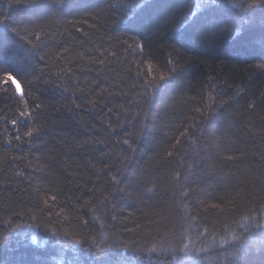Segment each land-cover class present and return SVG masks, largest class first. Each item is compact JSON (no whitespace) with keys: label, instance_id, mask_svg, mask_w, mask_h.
<instances>
[{"label":"trees","instance_id":"trees-1","mask_svg":"<svg viewBox=\"0 0 264 264\" xmlns=\"http://www.w3.org/2000/svg\"><path fill=\"white\" fill-rule=\"evenodd\" d=\"M239 2L217 0L215 19L195 28L183 23L194 0H65V14L48 21L51 36L43 41L45 51L62 55L38 63L41 53L30 54L10 31L25 35L34 7L0 0V15L8 18L7 29L0 25V237H7L0 264H264L258 243L249 241L237 257L231 255L235 242L222 246L233 234L247 239L260 231L242 214L264 223L258 211L264 204V71L249 67L264 63V24L257 8L241 28L229 6ZM169 59L179 61L176 84L158 95L145 90L137 71L147 73L151 62L158 77L174 66ZM8 72L26 98L32 93L29 104L42 105V131L12 144L6 140L15 129L9 124L2 132L3 118L18 107L14 86L3 83ZM209 95L216 97L215 110L210 122L200 123L194 109H203ZM192 117L198 118L191 129L196 138L185 140L180 132ZM19 127L26 131L24 121ZM123 139L129 144L116 143ZM177 139L184 143L168 157L177 152L171 148ZM228 155L237 158L223 159ZM234 189L246 195L231 212L226 201ZM105 192L111 196L101 204ZM53 195V213L75 209L71 223L55 224V215L51 224L31 221ZM217 203L224 213L210 207ZM65 228L88 243H75L62 234Z\"/></svg>","mask_w":264,"mask_h":264},{"label":"snow or ice","instance_id":"snow-or-ice-1","mask_svg":"<svg viewBox=\"0 0 264 264\" xmlns=\"http://www.w3.org/2000/svg\"><path fill=\"white\" fill-rule=\"evenodd\" d=\"M13 3H26L29 6L34 7L35 9V19L33 21H30L31 27L30 28H24L23 31L25 35L21 36L20 31H18L15 27L11 28L10 31L15 37H18V41H24L25 43L22 44V47L27 48L30 54H36L37 52L41 53L37 56V62L38 63H46V57L49 59H59L62 54L55 52L53 50L45 51L46 45L43 44V41L46 37L51 36L50 31V24L48 21L51 20L53 17H58L62 14H65L63 9L65 7V0H9V6H11ZM217 3V0H194V3L191 4L189 8V14L185 15L183 17V23L185 24H192L195 28L203 27L209 23L212 22V20L215 19L214 13L220 11L219 8H213L211 5H215ZM127 8H136L140 7L141 10H143V6L139 4H125L123 5ZM232 9H235L236 11L232 14V19L234 21H238L241 28L247 27L251 23V17L252 14L255 12L257 8L261 10V17H260V23L264 24V0H240L239 3H230L229 5ZM206 9L205 13L201 15L199 18V21L197 22L196 19L198 14L201 13V9ZM0 25L4 26L5 29L8 28V18L6 16L0 15ZM92 27H95V25H92ZM29 37H32L31 39ZM124 44H128L127 40L123 41ZM179 43V41H177ZM30 46V47H29ZM182 47L184 45H181ZM136 48L140 50V53H143L144 45L139 44L136 45ZM127 50H133L131 46H129V49ZM67 51V50H65ZM113 56L116 55L115 52L112 53ZM81 56H83V53H81ZM97 63H103L102 60L95 61ZM141 64L144 63V60L141 59ZM168 64H174V66L167 70L160 72L158 77L152 76L153 72V64L151 62H148L147 73H141L137 71L136 75L137 77H140L142 80V83L145 86V90L147 88L151 87L154 90V95H158L165 90L170 89L179 79V61H173L169 59ZM166 67V66H165ZM251 69H259L261 71H264V63H257L254 65L249 66ZM39 71L43 73V68H40ZM63 71V69L61 70ZM3 83L4 84H11L14 86L15 95H16V104L18 107L16 108V111L13 112L12 118L8 119L7 117H4V126L2 129V132L4 134L8 133V125L10 124L14 129L16 134L14 136L8 135V138L6 140V143L12 144L15 140L16 142H20L23 140V138H32L35 135H38L42 129L43 124L39 122L40 117V109L42 105L37 104L33 101L32 104H29V99H31L32 93H26L24 89L21 87L20 80L17 78V76L13 75L12 73L8 72L3 77ZM31 83V82H29ZM81 93L84 92V89H79ZM194 99V98H193ZM208 103H205L203 105V109L200 107H196L194 111L199 115V121L200 123H204L205 121L210 122L213 116V112L215 110L216 105V97L209 95L208 96ZM89 103H95L94 101H88ZM226 102V101H225ZM255 103H249L248 107L249 109H255ZM76 107H80V105H76ZM4 111V110H0ZM109 114L112 112V109L108 110ZM197 117H192V120L194 123L189 127L186 128L184 131L180 132V136L184 137L185 140H187L189 137H192L195 139V133L191 131L192 128L198 127L197 123ZM24 121V126L26 127V131L20 132V122ZM119 122V120H118ZM109 128H112V125L109 124ZM116 130L112 129V134H115ZM126 135H130V133H126ZM116 143H123L125 145L129 144L128 139H123L122 141L117 140ZM184 141L177 139L174 144L171 145L172 149H176L177 152L168 151L167 156L172 157L175 154H178V146L182 145ZM106 155L105 153L101 154ZM243 155V153H241ZM237 157H234L233 155H228L226 157H223V159L231 162ZM105 168H107V165L105 164L103 168H101V172H104ZM106 174V173H105ZM178 179V176H177ZM112 180H115V176H112ZM152 189H148V191H151ZM235 191V197L228 196L227 197V205H229L227 211L235 212L239 209V207L242 205L245 199V190L244 189H234ZM185 199L188 197L189 193H182L181 194ZM111 196L110 192H105L104 199L101 201V204H106L108 198ZM49 200L52 202H55L57 200V197L55 195L44 198L42 200V203L44 205L43 208H39L37 211H33L30 215L29 219L31 221H38L43 220L45 224H51L53 223L52 217L55 215L56 220L55 224L63 225L65 223H71L70 221V211H74L75 209L66 210L65 208L61 207L59 211L53 213L52 207L49 204ZM85 204L92 206L91 201H85ZM212 209L219 210L220 213H224L226 211L225 207L222 203L212 204L210 206ZM45 209H47L46 217L42 216L41 213L45 212ZM252 211V210H249ZM258 211L264 212V204H261L259 206ZM96 219H100V217H96ZM194 219V218H193ZM241 220L250 222L255 225L257 229H260L259 232L256 233L255 236H249L247 239L243 238V233L237 235L233 234L229 239H225L223 241V244H231L233 242L236 243V246L231 250V255L233 257H237L244 253L246 250V245L249 241L253 243H258L262 248H264V223H260L257 221L256 216H250L246 214L241 215ZM260 221H264V215H261L259 217ZM85 225H87V221H83ZM239 221H233V224H238ZM39 226V224H37ZM103 226V225H102ZM16 228H19L20 225H15ZM225 228L230 227L229 225H224ZM59 231V229H58ZM207 232V229L204 230ZM243 231L248 232L249 229L247 225L243 226ZM52 236H56L57 233L53 232L51 233ZM63 235L65 236H73V233L68 231V229L63 230ZM73 239L75 240V243L81 244V243H88V238L84 237L83 239H75L73 236ZM7 240V237H0V243H3ZM93 245L100 249V245L96 244L95 241H92ZM185 248H187V245H185ZM91 250V249H89ZM98 264H104L103 261H99ZM231 264H238L237 261L233 260Z\"/></svg>","mask_w":264,"mask_h":264}]
</instances>
